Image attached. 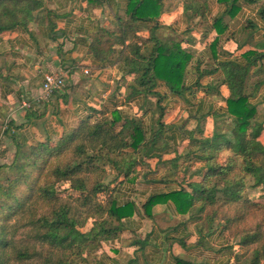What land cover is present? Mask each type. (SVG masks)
<instances>
[{
  "label": "trees",
  "instance_id": "obj_1",
  "mask_svg": "<svg viewBox=\"0 0 264 264\" xmlns=\"http://www.w3.org/2000/svg\"><path fill=\"white\" fill-rule=\"evenodd\" d=\"M46 1L51 0H0V42L3 32L27 31ZM86 1L94 8L118 0ZM210 1L182 0L187 22L206 18ZM216 1L226 8L214 25L219 36L228 29L225 16L233 17L243 4L258 5L264 21V0ZM122 10L124 15L116 14L113 28L96 30L88 53L98 68L120 64L133 76L127 99L141 94L156 97L155 126L149 133L140 117L122 116L118 110H93L71 134L20 146L11 172L0 180V264H99L103 244L116 239L123 231V219L137 210L135 204H119L108 194L106 167L112 166L117 175L128 179L136 166L150 167L146 160H156L151 172L155 174L166 163L177 169L184 157L176 152L174 158L163 159L175 150L165 137L163 98L157 91L162 84L171 95L184 98L189 92L199 98L193 105L197 111L208 98H221L226 110L222 114L211 109L200 112L197 126L184 131L190 145L186 159L204 165L195 172L200 180H194L195 173L187 175L186 169L177 182L179 189L151 194L142 206L144 212L150 216L154 205L171 200L188 219L208 225L217 222L227 238H238L245 252L236 255L237 264H261L264 193L252 200L246 189L264 190V118L249 101L259 87L252 84L251 72L264 52H244L245 63L218 62L216 57L212 62L201 61L191 48L183 47L192 38H181L173 31L163 34L169 29L160 22L165 0H126ZM217 44L216 40L211 46L214 53ZM220 54L231 57L225 51ZM216 72L221 76L202 86L201 80ZM222 86L228 89L227 96L222 95ZM208 115L214 120L209 132L205 127ZM61 183H68L71 193L64 195L58 189ZM103 193L105 200L100 201ZM89 220L92 225L84 231ZM21 229L27 234L18 241Z\"/></svg>",
  "mask_w": 264,
  "mask_h": 264
},
{
  "label": "crops",
  "instance_id": "obj_2",
  "mask_svg": "<svg viewBox=\"0 0 264 264\" xmlns=\"http://www.w3.org/2000/svg\"><path fill=\"white\" fill-rule=\"evenodd\" d=\"M125 3L126 0H118L90 8L86 0L46 1L35 13L27 31L1 34L0 180L11 172L20 146L35 145L47 139L57 140L62 135L71 134L93 110L105 109L109 113L118 110L122 116L140 117L151 132L158 115L155 96L141 94L129 99L128 105H123L114 90L119 87V92L125 91L127 95L133 76L120 64L98 68L94 57L88 53V44L96 30L113 28L118 9H122ZM108 7L110 11L106 12ZM258 8V5L243 4L233 17L225 16L228 29L220 36L214 25L224 16L226 8L216 0L209 2L206 18L195 17L191 22H187L183 6L169 11L165 0L160 22L176 34L185 30L189 32L193 41H184L183 47L191 48L195 59L212 62L216 57L218 62L229 59L245 63L244 52H264V21ZM216 40L218 44L214 53L211 46ZM221 51L231 57L223 56ZM46 73L62 74L65 79L64 87L49 96L43 91ZM220 76V72L208 75L201 84L206 86ZM251 82L259 87L249 101L257 106L259 115L264 118V58L253 67ZM157 91L163 98L165 137L175 150L166 153L163 159L174 158L176 152L184 157L180 158L177 169H173L170 163L167 167L166 163L155 174L151 172L155 171L156 163L153 168L147 166L148 170H137L138 165L128 179L117 175L112 166L106 167L105 172L112 177L107 185L108 194H112L119 204H135L137 210L131 217L123 219V231L119 236L103 244L99 264H237L235 257L243 254L244 248L238 238H227L222 234L217 222L208 225L206 221L188 219V214L179 212L171 200L154 205L150 216L142 208L151 194L179 189L177 182L186 169L187 175L204 169L203 163L199 162H190L192 168L187 166L189 161L185 154L190 145L184 131L197 126L200 112L211 109L222 114L226 110L221 98H208L201 111H197L198 106L193 105L200 99H195L189 92L184 98L171 95L163 84ZM221 93L227 96L228 89L222 86ZM213 123V117L208 115L205 127L211 129ZM262 141L264 143V132ZM193 178L199 181L201 177L195 173ZM248 189L253 190L247 187V193Z\"/></svg>",
  "mask_w": 264,
  "mask_h": 264
},
{
  "label": "rangeland",
  "instance_id": "obj_3",
  "mask_svg": "<svg viewBox=\"0 0 264 264\" xmlns=\"http://www.w3.org/2000/svg\"><path fill=\"white\" fill-rule=\"evenodd\" d=\"M166 5L168 6V10L170 11V9L171 10H173L174 8L176 9V10H179L182 6H183V4H182V0H166ZM119 10V12H117L119 15H121V16H123L124 14H123V10L122 9H118ZM108 11H110L109 10V7L108 8H106V12H108ZM170 33H172V30H169V29H167V30H165L164 32H163V34L164 35H169ZM191 35V34H190ZM141 36L142 37H147V33L146 32H142L141 33ZM178 36L179 37H190L189 36V32L188 31H184L183 33H179L178 34ZM181 37V38H182ZM64 87V86H63ZM63 87H60V88H63ZM59 88V89H60ZM119 87L118 88H116L115 90H114V93L115 94H117L119 97H120V99H121V101H122V104L124 105H128V102H129V99H127L126 98V92L124 91V92H122V93H120L119 92ZM123 94V95H122ZM156 98V97H155ZM156 100V99H155ZM155 100H153V101H155ZM152 101V102H153ZM210 131V127H208L207 128V132H209ZM147 162V164H149L150 166H151V168H153L154 166H155V163H156V160H147L146 161ZM170 164L169 163H167V167L169 166ZM109 166V165H108ZM107 166V167H108ZM171 166V165H170ZM187 166H189L190 168H192L193 167V164H190V163H188V165ZM142 168H144L145 170H148V168H147V166L146 165H139V167L137 168V170H142ZM150 168V169H151ZM110 173H105V177H104V184L105 185H108L111 181H112V177H111V175H109ZM140 175H138L137 176V178L139 177ZM179 178V177H178ZM58 189L64 194V195H66L67 193H71V190L69 189V185H68V183H61V184H59L58 185ZM247 193V192H246ZM264 193V190H262L261 188H253V190H251V189H248V193L247 194H249L252 198H258V199H260V198H262L263 196H262V194ZM105 196H106V194H100V196H99V200L100 201H104L105 200ZM91 225H92V221L91 220H89L88 221V224L86 225V227L83 229L84 231H87V230H89L90 229V227H91ZM27 234V231H26V229H21L19 232H18V234H17V236H16V238H17V240L18 241H21V240H23L24 238H25V235Z\"/></svg>",
  "mask_w": 264,
  "mask_h": 264
},
{
  "label": "built area",
  "instance_id": "obj_4",
  "mask_svg": "<svg viewBox=\"0 0 264 264\" xmlns=\"http://www.w3.org/2000/svg\"><path fill=\"white\" fill-rule=\"evenodd\" d=\"M65 85V79L62 74L46 73L43 80V91L46 95H51L54 91ZM24 106H28L24 103ZM1 142V136H0ZM1 149V147H0ZM1 151V150H0Z\"/></svg>",
  "mask_w": 264,
  "mask_h": 264
}]
</instances>
